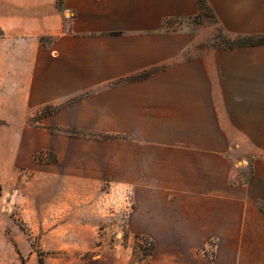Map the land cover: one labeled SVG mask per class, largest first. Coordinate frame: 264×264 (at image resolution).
<instances>
[{
    "label": "crops",
    "instance_id": "0c3cea01",
    "mask_svg": "<svg viewBox=\"0 0 264 264\" xmlns=\"http://www.w3.org/2000/svg\"><path fill=\"white\" fill-rule=\"evenodd\" d=\"M55 3L0 0V29L5 34L0 40L13 39L4 53L0 50L7 58L2 64L23 72L45 71L46 48L38 36L60 29L62 17ZM120 5L125 7V1L110 5L109 0H63L65 9L98 23L106 22L107 12L95 8ZM137 5L142 1L135 0ZM219 6L230 9L231 23H257L264 31V0H222ZM118 21L125 23V13ZM98 36L59 35L60 68L54 67L60 73L56 87L102 88L67 107L68 118L85 120L82 126L116 129L119 135L116 154L94 150L88 156L93 162L90 178L98 182L113 173L119 185L147 195L150 209L156 210L151 214L161 224H176L173 217L179 215L186 230L200 233L201 242L189 247H203L213 238L220 252L180 261L163 257L150 264H264V157L253 161L248 177H237L234 166L243 144L264 151V44L195 49L192 58L174 62L184 46H169L155 35L150 47H141L143 36L130 31L117 37V70L107 73L95 67L106 63L102 56L108 53L103 51L113 36ZM87 50L94 51L95 58L92 51L84 54ZM81 54L90 57L79 59ZM164 62L146 78L110 85L108 77ZM238 248L255 251L241 256Z\"/></svg>",
    "mask_w": 264,
    "mask_h": 264
},
{
    "label": "rangeland",
    "instance_id": "374dc122",
    "mask_svg": "<svg viewBox=\"0 0 264 264\" xmlns=\"http://www.w3.org/2000/svg\"><path fill=\"white\" fill-rule=\"evenodd\" d=\"M124 1L125 7L95 8L107 12L106 22L98 23L56 0L61 27L38 36L46 48L45 71L12 70L4 63L6 56H0V264H37L39 258L43 264H150L163 257L180 261L220 254L213 238L203 247H189L201 242L200 233L186 230L179 215L173 217L176 224H161L147 195L119 185L113 173L93 182V162L88 156L94 150L116 154L119 135L116 129L82 126L85 120H71L65 114L67 107L102 88L56 87L60 79L59 71L54 72L55 66L60 68L56 42L65 34L113 36L109 49L103 51L108 53L102 56L106 63L95 67L109 73L117 70V37L126 32L143 36L141 47L145 48L155 35L169 46H184L174 59L177 62L192 58L195 49L264 44V31L257 23H231L230 9L219 6L222 0H141V7L135 6V0ZM114 3L117 0H109L110 5ZM123 13L125 23L118 21ZM0 38H5L1 29ZM12 41L0 40V50L4 53ZM84 54L78 58L89 59ZM165 64L108 77L110 85L146 78ZM238 154L234 166L239 178L251 176L253 161L264 157L261 148L244 144ZM237 250L241 256L255 251Z\"/></svg>",
    "mask_w": 264,
    "mask_h": 264
},
{
    "label": "trees",
    "instance_id": "16d2710c",
    "mask_svg": "<svg viewBox=\"0 0 264 264\" xmlns=\"http://www.w3.org/2000/svg\"><path fill=\"white\" fill-rule=\"evenodd\" d=\"M0 190H1V186H0ZM37 264H43V260H42V258H39V260H38V263Z\"/></svg>",
    "mask_w": 264,
    "mask_h": 264
}]
</instances>
